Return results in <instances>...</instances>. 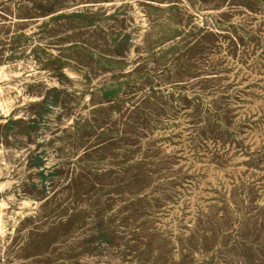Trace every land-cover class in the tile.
<instances>
[{
    "label": "rangeland",
    "instance_id": "1",
    "mask_svg": "<svg viewBox=\"0 0 264 264\" xmlns=\"http://www.w3.org/2000/svg\"><path fill=\"white\" fill-rule=\"evenodd\" d=\"M150 1L0 0V264H264V0Z\"/></svg>",
    "mask_w": 264,
    "mask_h": 264
},
{
    "label": "bare ground",
    "instance_id": "2",
    "mask_svg": "<svg viewBox=\"0 0 264 264\" xmlns=\"http://www.w3.org/2000/svg\"><path fill=\"white\" fill-rule=\"evenodd\" d=\"M35 1H36V0H35ZM40 1H41V0H40ZM149 1H150V0H149ZM155 1H156V0H155ZM32 2H33V1H32ZM43 2H44V0H43ZM126 2H127V1H126ZM150 2H151V1H150ZM152 2H153V1H152ZM30 3H31V2H30ZM40 3H41V2H40ZM49 3H50V2H49ZM134 3H135V0H134ZM158 3H159V2H158ZM161 3H162V1H161ZM47 4H48V3H47ZM50 4H51V3H50ZM126 4H127V3H126ZM43 5H45V4H43ZM43 5H40V6H43ZM160 5H161V4H160ZM48 6H49V5H48ZM51 6H52V5H51ZM122 6H123V4H122ZM130 6H131V5H130ZM135 6H136V5H135ZM45 7H46V6H44V8H45ZM128 7H129V6H128ZM133 7H134V6H133ZM136 7H137V6H136ZM137 8H138V7H137ZM47 9H48V8H47ZM130 9H131V7H130ZM137 10H138V9H137ZM135 11H136V10H135ZM139 12H141V11H139ZM48 13H49V12H48ZM142 13H143V12H142ZM155 13H156V12H155ZM133 14H134V13H133ZM134 15H135V14H134ZM136 17H137V16H136ZM145 17H146V16H145ZM157 17H158V16H157ZM134 18H135V17H134ZM141 18H142V17H141ZM127 19H128V18H127ZM135 19H138V18H135ZM136 21H137V20H136ZM163 21H164V20H163ZM128 22H129V21H128ZM164 22H165V21H164ZM130 23H131V22H130ZM132 23H133V22H132ZM158 23H159V21H158ZM165 23H166V22H165ZM124 24H125V23H124ZM138 24H139V23H138ZM146 24H147V23H146ZM153 24H154V22H153ZM160 24H161V23H160ZM201 25H202V24H201ZM126 26H127V25H126ZM115 27H117V26H115ZM132 27H133V26H132ZM137 27H138V26H137ZM149 27H150V26H149ZM149 27H148V28H149ZM140 28H141V27H140ZM113 29H114V28H113ZM120 29H121V27H120ZM145 29H146V28H145ZM114 30H116V28H115ZM116 31H117V30H116ZM133 32H134V31H133ZM134 41H135V40H134ZM171 41H173V40H171ZM174 43H175V42H174ZM129 53H130V52H129ZM128 55H129V54H128ZM128 55H127V56H128ZM126 66H127V65H126ZM94 80H97V79H94ZM94 80H93V81H94ZM45 84H46V83H45ZM40 90H41V89H39V91H40ZM43 91H44V90H43ZM44 92H45V91H44ZM57 92H58V91H57ZM61 93H62V92H61ZM27 94H28V93H27ZM41 94H42V93H41ZM41 94H40V96H41ZM69 94H70V93H69ZM72 96H73V95H72ZM34 97H35V96H34ZM60 97H62V96H60ZM86 97L88 98V96H86ZM89 97H90V95H89ZM40 98H41V97H40ZM62 98H63V97H62ZM97 98H98V97H97ZM64 99H65V98H64ZM61 101H62V100H61ZM99 102H100V100H99ZM88 104H89V103H88ZM98 104H99V103H98ZM95 105H96V104H95ZM101 105H102V104H101ZM58 106H59V105H58ZM60 106H61V105H60ZM104 106H106V105H104ZM57 109H58V108H57ZM79 109H80V108H79ZM101 109L103 110V108H101ZM60 110H62V109H59V111H60ZM65 111H66V110H65ZM26 112H27V111H26ZM24 115H25V114H24ZM94 116H96V115L94 114ZM21 117H22V115H21ZM77 117H78V116H77ZM80 118H81V117H80ZM86 120H87V119H86ZM100 121H101V120H100ZM79 122H80V121H79ZM92 122H93V121H92ZM53 128H54V127H53ZM96 128H97V127H96ZM79 135H81V133H80ZM83 135H84V133H83ZM19 136H21V135H19ZM10 137H11V136H10ZM52 137H53V136H52ZM27 138H28V137H27ZM20 139H21V138H20ZM79 139H80V138H79ZM94 141H95V140H94ZM15 142H16V141H15ZM85 142H87V140H86ZM45 143H46V142H45ZM88 143H89V142H88ZM56 144H57V143H56ZM105 144H106V143H105ZM79 145H80V144H79ZM82 146H83V144H82ZM102 146H103V145H102ZM104 146H105V145H104ZM27 147H28V146H27ZM77 147H78V145H77ZM100 147H101V146H100ZM100 147H99V148H100ZM81 148H82V147H81ZM88 148H89V146H88ZM16 149H17V148H16ZM2 150H3V149H1V151H2ZM6 150H7V149H6ZM14 151L16 152V150H14ZM20 151H21V150H20ZM98 152H99V151H98ZM100 152H101V151H100ZM19 153H21V152H19ZM106 153H107V152H106ZM12 154H13V153H12ZM12 154H11V155H12ZM3 155H4V154H3ZM21 155H22V154H21ZM46 155H48V154H46ZM46 155H45V156H46ZM92 155H93V154H92ZM5 157H6V156H5ZM22 157H23V156H22ZM4 159H5V158H4ZM26 159H27V158H26ZM53 159H54V158H53ZM10 160H11V158H10ZM27 160H28V159H27ZM12 161H13V160H12ZM20 161H21V160H20ZM15 162H16V161H15ZM18 163H19V162H18ZM11 164H12V163H11ZM74 164H75V163H74ZM82 164H83V163H82ZM14 165H16V164H14ZM21 165H22V164H21ZM24 165H25V164H24ZM22 166H23V165H22ZM22 166H21V167H22ZM78 166H79V165H78ZM7 167H8V166H7ZM13 167H14V166H13ZM23 168H25V167H23ZM23 168H22V169H23ZM65 168H66V167H65ZM77 168H78V167H77ZM77 168H76V169H77ZM0 170H1V169H0ZM12 170H13V169H12ZM23 170H24V169H23ZM75 171H76V170H75ZM20 172H21V171H20ZM79 174H80V173H79ZM19 175H20V174H19ZM105 175H106V174H105ZM11 176H12V175H11ZM21 176H22V175H21ZM80 176H81V175H80ZM33 177L35 178V175H34ZM81 177H82V176H81ZM89 177H90V176H89ZM106 177H107V176H106ZM70 178H71V177H70ZM90 178H92V177H90ZM35 179H36V178H35ZM55 179H56V178H55ZM60 179H61V178H60ZM92 179H93V178H92ZM16 180H17V179H16ZM16 180H14V181H16ZM34 181H35V180H34ZM7 182H8V181H7ZM4 183H5V182H4ZM73 183H74V182H73ZM83 183H84V182H83ZM71 184H72V183H71ZM76 184H77V183H76ZM78 184H80V183H78ZM67 185H68V184H67ZM73 185H75V184H73ZM7 186H8V184H7ZM7 186H6V187H7ZM77 186H78V185H77ZM79 186H80V185H79ZM79 186H78V187H79ZM84 186H85V184H84ZM71 187H72V186H71ZM71 187H70V188H71ZM4 188H5V187H4ZM76 188H77V187H76ZM76 188H75V189H76ZM79 188H80V187H79ZM82 188H83V186H82ZM2 189H3V188H2ZM62 189H64V188H62ZM73 189H74V188H73ZM60 190H61V189H60ZM70 190H71V189H70ZM70 190H69V191H70ZM80 190H82V189H80ZM90 190H91V189H90ZM76 191H77V189H76ZM34 193H35V192H34ZM50 193H51V192H50ZM61 193H62V190H61ZM70 193H71V191H70ZM78 193H79V191H78ZM60 195H63V194H60ZM60 195H59V196H60ZM77 195H78V194H77ZM79 195H80V194H79ZM85 195H87V194H85ZM89 195H91V194H89ZM22 196H23V195H22ZM22 196H20V197H22ZM32 196H33V195H32ZM24 197H25V196H24ZM33 197H34V196H33ZM63 197H64V195L62 196V200H64ZM66 197H67V199H68V196H66ZM93 197H94V196H93ZM102 197H103V196H102ZM7 198H9V197H7ZM103 198H104V197H103ZM32 199H33V198H32ZM94 199H95V198H94ZM28 200H29V197H28ZM34 200H35V199H34ZM34 200H33V201H34ZM43 200H44V199H43ZM89 200H91V198H90ZM24 201H25V200H24ZM30 201H32V200H30ZM40 201H42V200H40ZM49 201H50V200H49ZM51 201H52V200H51ZM91 201H92V200H91ZM10 202H11V201H10ZM55 202H56V201H55ZM66 202H67V201H66ZM77 202H78V201H77ZM84 202H85V201H84ZM100 202H101V200H100ZM64 203H65V202H64ZM95 203H96V202H95ZM35 204H36V203H35ZM35 204H34V205H35ZM39 204H40V203H39ZM39 204H38V205H39ZM51 204H52V203H51ZM54 204H56V203H54ZM70 204H71V203H70ZM81 204H82V203H81ZM81 204H80V205H81ZM76 205H77V204H76ZM50 206H51V205H50ZM58 206H59V204H58ZM34 207H35V206H34ZM36 207H37V204H36ZM88 207H89V206H88ZM37 208H38V207H37ZM103 208H105V207H103ZM56 209H57V208H56ZM96 209H98V208H96ZM11 210H12V209H11ZM84 210H85V209H84ZM101 210H102V209H101ZM58 211H60V210H58ZM12 212H13V211H12ZM64 212H65V210H64ZM81 212H82V211H81ZM84 212H85V211H84ZM16 213H17V212H16ZM82 213H83V212H82ZM58 214H59V213H58ZM80 214H81V213H80ZM91 214H92V212H91ZM11 215H12V214H11ZM26 215H27V214H26ZM21 216H22V215H21ZM15 217H16V216H15ZM19 217H20V215H19ZM19 217H18V218H19ZM66 217H67V216H66ZM66 217H65V218H66ZM86 217H87V216H86ZM53 218H54V217H53ZM68 218H69V217H68ZM75 218H76V217H75ZM0 219H1V218H0ZM73 219H74V218H73ZM24 220H25V219H24ZM50 220H51V219H50ZM57 220H58V219H57ZM2 221H4V220H2ZM20 221H21V219H20ZM22 222H23V221H22ZM28 222H29V221H28ZM30 222H31V221H30ZM56 222H57V221H56ZM65 222H66V221H65ZM71 222H73V221H71ZM2 223H3V222H2ZM11 223H12V222H11ZM26 224H27V223H26ZM67 224H68V223H67ZM110 224H111V223H110ZM24 225H25V224H24ZM32 225H33V224H32ZM69 225H70V224H69ZM8 226H9V225H8ZM15 226H16V224H15ZM22 226H23V225H22ZM46 226H47V225H46ZM67 226H68V225H67ZM80 227H81V226H80ZM109 227H110V226H109ZM66 228H67V227H66ZM14 229H16V228L14 227ZM23 229H25V228H23ZM23 229H22V230H23ZM27 229H28V228H27ZM29 229H30V228H29ZM51 230H52V229H51ZM65 230H66V229H65ZM65 230H64V231H65ZM121 231H122V230H121ZM3 232H4V231H3ZM7 232H8V231H7ZM14 232H15V231H14ZM35 232H36V231H35ZM65 232H66V231H65ZM65 232H64V233H65ZM55 233H56V232H55ZM109 233H111V232H109ZM120 233H121V232H120ZM23 234H24V233H23ZM11 235H12V234H11ZM39 235H40V234H39ZM58 235H59V234H58ZM60 235H61V234H60ZM85 235H86V234L84 233L83 236H85ZM89 235H90V234H89ZM16 236H18V235H16ZM16 236H15V237H16ZM21 236H23V235H21ZM123 236H125V235H123ZM23 237H24V236H23ZM47 237H48V236H47ZM86 237H87V236H86ZM121 237H122V236H121ZM125 237H126V236H125ZM10 238H11V237H10ZM59 238H60V237H59ZM78 238H79V237H78ZM88 238H89V237H87V239H88ZM90 238H91V237H90ZM15 239H16V238H15ZM20 239H21V238H20ZM120 239H121V238H120ZM3 240H4V239H3ZM46 240H47V239H45V242H46ZM48 240H49V239H48ZM112 240H113V239H112ZM116 240H117V239H116ZM14 241H15V240H14ZM14 241H13V242H14ZM76 241H77V240H76ZM114 241H115V239H114ZM7 242H8V241H7ZM69 242H71V241H69ZM72 242H73V241H72ZM72 242H71V243H72ZM91 242H92V241H91ZM127 242H128V241H127ZM22 243H23V242H22ZM22 243H21V244H22ZM62 243H63V242H62ZM64 243H65V242H64ZM77 243H78V242H77ZM80 243H81V242H80ZM18 244H19V243H18ZM21 244H20V245H21ZM57 244H58V243H57ZM67 244H68V243H67ZM67 244H66V245H67ZM74 244H75V242H74ZM97 244H98V243H97ZM101 244H102V243H101ZM124 244H125V243H124ZM22 245H23V244H22ZM54 245H55V244H54ZM59 245H60V244H59ZM59 245H58V246H59ZM70 245H71V244H70ZM70 245H69V247H70ZM75 245H76V244H75ZM83 245H84V244H83ZM91 245H93V244H91ZM91 245H90V246H91ZM99 245H100V244H98L97 246H99ZM116 245H117V244H116ZM1 246H2V245H1ZM1 246H0V247H1ZM12 246H13V245H12ZM78 246H80V244H79ZM85 246H86V245H85ZM97 246H96V247H97ZM102 246H103V244H102ZM102 246H101V247H102ZM8 247H9V246H8ZM82 247H83V246H82ZM88 247H89V246H88ZM91 247H92V246H91ZM111 247H112V246H111ZM119 247H120V246H119ZM124 247H125V246H124ZM10 248H11V247H10ZM14 248H15V247H14ZM71 248H72V247H71ZM104 248H105V247H104ZM112 248H113V247H112ZM114 248H115V247H114ZM59 249H60V248H59ZM69 249H70V248H69ZM69 249H67V250L69 251ZM87 249H89V248H87ZM91 249H92V248H91ZM91 249H89V250H91ZM125 249H126V248H125ZM14 250H15V249H14ZM19 250H20V247H19ZM64 250H65V249H63V251H64ZM72 250H73V249H72ZM75 250H76V249H75ZM75 250H73V252H74ZM89 250H88V251H89ZM97 250H98V249H97ZM100 250H101V248H100ZM106 250H107V249H106ZM112 250H113V249H112ZM8 251H9V250H8ZM22 251H23V250H22ZM43 251H45V250H43ZM43 251H42V252H43ZM56 251H57V250H56ZM58 251H59V250H58ZM63 251L61 250V252H63ZM84 251H86V250H83V252H84ZM95 251H96V250H95ZM101 251H104V250H101ZM107 251H108V250H107ZM116 251H118V250H116ZM122 251H123V249H122ZM23 252H24V251H23ZM81 252H82V250H81ZM83 252H82V253H83ZM108 252H109V251H108ZM203 252H204V251H203ZM11 253H13V252L11 251ZM45 253H46V252H45ZM49 253H50V252H49ZM65 253H66V251H65ZM68 253H69V252H68ZM71 253H72V252H71ZM84 253H85V252H84ZM87 253H89V252H87ZM104 253H105V252H104ZM110 253H111V252H110ZM5 254H7V253H5ZM19 254H20V253H19ZM51 254H52V253H51ZM63 254H64V253H63ZM80 254H81V253H80ZM107 254H109V253H107ZM111 254H112V253H111ZM111 254H110V255H111ZM13 255H14V254H13ZM22 255H24V254H22ZM41 255H42V253H41ZM76 255H77V254H76ZM52 256H53V255H52ZM65 256H66V255H65ZM68 256H69V255H68ZM72 256H73V255H72ZM123 256H124V255H123ZM5 257H6V256H5ZM13 257H15V256H13ZM19 257H20V255H19ZM19 257H18V258H19ZM42 257H43V256H42ZM50 257H51V256H50ZM75 257H76V256H75ZM75 257H74V258H75ZM84 257H85V255H84ZM106 257H107V256H106ZM63 258H64V257H63ZM65 258H66V257H65ZM67 258H68V257H67ZM69 258H70V257H69ZM72 258H73V257H72ZM123 258H124V257H123ZM16 259H17V258H16ZM76 259H77V258H76ZM78 259H79V258H78ZM116 259H117V258H116ZM64 260H65V259H64ZM114 260H115V259H114ZM13 261H14V260H13ZM70 261H71V260H70ZM73 261H74V260H73ZM111 262H112V261H111ZM74 263H75V262H74ZM78 264H79V263H78ZM104 264H105V263H104ZM106 264H107V263H106ZM118 264H119V263H118Z\"/></svg>",
    "mask_w": 264,
    "mask_h": 264
}]
</instances>
